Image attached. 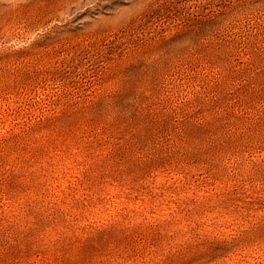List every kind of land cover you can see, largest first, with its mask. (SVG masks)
I'll use <instances>...</instances> for the list:
<instances>
[{"label": "rangeland", "instance_id": "374dc122", "mask_svg": "<svg viewBox=\"0 0 264 264\" xmlns=\"http://www.w3.org/2000/svg\"><path fill=\"white\" fill-rule=\"evenodd\" d=\"M0 264H264V0H0Z\"/></svg>", "mask_w": 264, "mask_h": 264}]
</instances>
